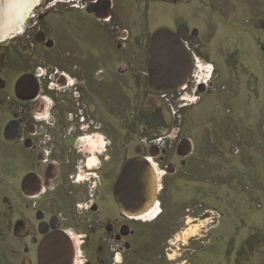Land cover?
<instances>
[{
    "label": "flooded vegetation",
    "instance_id": "af4514ba",
    "mask_svg": "<svg viewBox=\"0 0 264 264\" xmlns=\"http://www.w3.org/2000/svg\"><path fill=\"white\" fill-rule=\"evenodd\" d=\"M144 1L32 0L21 21L0 37L10 213V242L0 264H156L163 254L144 252L146 242L170 255L172 246L164 243L174 245L171 237L187 223V207L168 222L161 213L147 215L163 204L160 177H185L194 146L189 136L172 132L179 109L172 112L168 104L193 105L185 101L189 91L210 93L213 81L195 82L200 69L192 36L200 29L183 16L159 28H179L191 54L189 74L173 92L150 88L143 62L135 53L128 59L127 48L132 44L139 54L143 45L144 5L190 0ZM152 96L169 113L153 132L142 123L145 112L157 111L145 106ZM136 157L146 158L155 179L154 193L142 200L135 197L143 185L150 190V181L144 183L137 168L129 177L123 172Z\"/></svg>",
    "mask_w": 264,
    "mask_h": 264
},
{
    "label": "rangeland",
    "instance_id": "374dc122",
    "mask_svg": "<svg viewBox=\"0 0 264 264\" xmlns=\"http://www.w3.org/2000/svg\"><path fill=\"white\" fill-rule=\"evenodd\" d=\"M205 1L148 2L139 54L127 44L128 59L134 60L135 53L147 71L152 32L164 20L185 16L200 29L199 36H192L197 43L193 62L210 64L207 73L199 72L198 80L205 85L213 81L210 93L189 91L185 101L195 100L193 105L168 104L172 112L179 109L172 132L178 129L189 136L194 149L185 177H160L163 204L147 216L161 213L168 222L183 205L188 209L187 223L171 237L174 245L164 243L172 246L166 252L174 259L161 245L155 249L146 242L144 252L162 253L156 264H264V0H214L219 3L216 8L208 5L211 0ZM102 69L110 74L117 70ZM1 121L0 116V256L8 252L10 242L9 155L2 146L6 124Z\"/></svg>",
    "mask_w": 264,
    "mask_h": 264
},
{
    "label": "water",
    "instance_id": "95a60500",
    "mask_svg": "<svg viewBox=\"0 0 264 264\" xmlns=\"http://www.w3.org/2000/svg\"><path fill=\"white\" fill-rule=\"evenodd\" d=\"M31 2L32 0H0V37L8 34L21 21L25 8ZM263 26L264 22L261 24V27ZM179 33V28L175 32L167 28H159L152 32L147 61V76L150 88L175 90L184 83L185 77L189 74L191 54L182 44ZM150 99L151 105L148 104ZM145 106L157 110L156 112L147 111L142 116V123L148 126L149 131L153 132L151 127H158L168 122L169 113L160 105L157 98L154 96L149 97L145 101ZM158 132L164 134L166 130L162 129ZM136 168L142 181L144 183L150 181L149 184H152L149 191H146L145 185L139 188V193L135 198L142 200L147 195L154 193L155 179L146 158L136 157L129 160L123 172H126L129 177ZM117 199L121 202L119 196H117Z\"/></svg>",
    "mask_w": 264,
    "mask_h": 264
},
{
    "label": "built area",
    "instance_id": "2783aa9c",
    "mask_svg": "<svg viewBox=\"0 0 264 264\" xmlns=\"http://www.w3.org/2000/svg\"><path fill=\"white\" fill-rule=\"evenodd\" d=\"M195 64H197V67L200 69V71L202 72V70L204 69L205 71V73H207L208 71H209V63H207V62H205V63H203V62H200V64L199 63H197V62H195ZM198 76V78H199V75H197ZM194 77V76H193ZM198 78H196V80H195V82H196V84H198V83H200L201 82V80H197ZM199 79H202V78H199ZM167 94L168 93H166V92H162V96H165V98H166V96H167ZM167 99V98H166ZM173 110V109H172Z\"/></svg>",
    "mask_w": 264,
    "mask_h": 264
},
{
    "label": "bare ground",
    "instance_id": "6f19581e",
    "mask_svg": "<svg viewBox=\"0 0 264 264\" xmlns=\"http://www.w3.org/2000/svg\"><path fill=\"white\" fill-rule=\"evenodd\" d=\"M152 211H155V210H152ZM152 211H151V212H152ZM151 212H150V213H151ZM150 213H149V214H150ZM153 213H154V212H153ZM153 213H152V214H153ZM154 216H155V215H154Z\"/></svg>",
    "mask_w": 264,
    "mask_h": 264
}]
</instances>
